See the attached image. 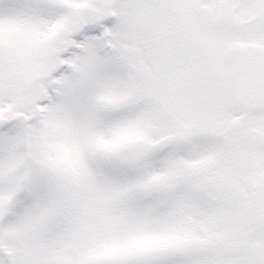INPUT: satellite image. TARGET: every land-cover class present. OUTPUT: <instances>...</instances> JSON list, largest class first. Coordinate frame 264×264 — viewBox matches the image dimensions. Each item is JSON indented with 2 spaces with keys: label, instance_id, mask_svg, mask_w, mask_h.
<instances>
[{
  "label": "snow or ice",
  "instance_id": "6c2138e0",
  "mask_svg": "<svg viewBox=\"0 0 264 264\" xmlns=\"http://www.w3.org/2000/svg\"><path fill=\"white\" fill-rule=\"evenodd\" d=\"M0 264H264V0H0Z\"/></svg>",
  "mask_w": 264,
  "mask_h": 264
}]
</instances>
